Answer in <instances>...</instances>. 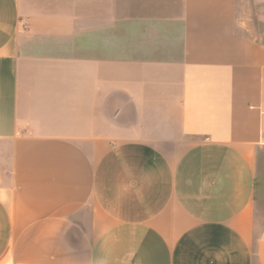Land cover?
<instances>
[{
  "label": "crops",
  "instance_id": "1",
  "mask_svg": "<svg viewBox=\"0 0 264 264\" xmlns=\"http://www.w3.org/2000/svg\"><path fill=\"white\" fill-rule=\"evenodd\" d=\"M263 203L235 0H0V264H264Z\"/></svg>",
  "mask_w": 264,
  "mask_h": 264
},
{
  "label": "rangeland",
  "instance_id": "2",
  "mask_svg": "<svg viewBox=\"0 0 264 264\" xmlns=\"http://www.w3.org/2000/svg\"><path fill=\"white\" fill-rule=\"evenodd\" d=\"M236 25L240 33L264 44V0H235ZM260 222L264 223V203Z\"/></svg>",
  "mask_w": 264,
  "mask_h": 264
}]
</instances>
